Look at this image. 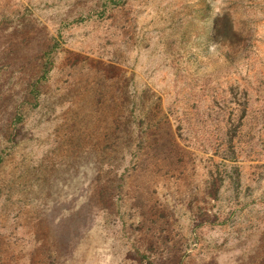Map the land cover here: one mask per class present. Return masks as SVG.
<instances>
[{
  "label": "rangeland",
  "instance_id": "obj_1",
  "mask_svg": "<svg viewBox=\"0 0 264 264\" xmlns=\"http://www.w3.org/2000/svg\"><path fill=\"white\" fill-rule=\"evenodd\" d=\"M0 264H264V0H0Z\"/></svg>",
  "mask_w": 264,
  "mask_h": 264
}]
</instances>
